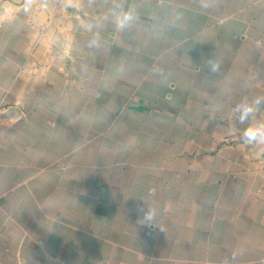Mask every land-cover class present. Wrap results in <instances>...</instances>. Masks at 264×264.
<instances>
[{"label":"crops","instance_id":"0c3cea01","mask_svg":"<svg viewBox=\"0 0 264 264\" xmlns=\"http://www.w3.org/2000/svg\"><path fill=\"white\" fill-rule=\"evenodd\" d=\"M23 2L0 0V264H264V155L233 131L264 0Z\"/></svg>","mask_w":264,"mask_h":264},{"label":"clouds","instance_id":"9594fccd","mask_svg":"<svg viewBox=\"0 0 264 264\" xmlns=\"http://www.w3.org/2000/svg\"><path fill=\"white\" fill-rule=\"evenodd\" d=\"M35 2L36 0H24L23 11L30 12ZM40 3L42 7H47V0H40ZM132 19L130 14L125 13L117 26L124 29ZM257 45L259 46V42ZM220 67V62L216 58L208 61V70L211 74L219 73ZM262 110H264V95L255 96L251 102L245 97L233 108V112L238 114V123L244 126L234 127L233 131L245 146L255 147L258 155H264V119H258V114ZM138 210L143 213L140 224L155 225V213L151 208L145 206Z\"/></svg>","mask_w":264,"mask_h":264}]
</instances>
